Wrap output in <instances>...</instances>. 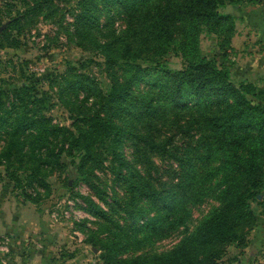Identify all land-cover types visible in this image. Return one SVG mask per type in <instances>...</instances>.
Returning a JSON list of instances; mask_svg holds the SVG:
<instances>
[{"label":"rangeland","instance_id":"rangeland-1","mask_svg":"<svg viewBox=\"0 0 264 264\" xmlns=\"http://www.w3.org/2000/svg\"><path fill=\"white\" fill-rule=\"evenodd\" d=\"M82 1L0 0V27L7 24L0 32V115L13 109L16 118L25 104L38 109L46 128L61 130L42 137L37 127L18 135L13 128L0 129V155L11 147L15 153L11 162L2 163L14 170L17 179L8 177L6 167L0 166V197L4 193V197L26 201L29 196L45 215H51L60 202L68 209L70 201L69 218H59L58 223L64 224L63 240L72 238L69 244H54L60 259L70 261L67 264H264V184L257 200L249 201L257 223L243 227L242 246L195 240L200 225L224 205L221 192L229 183L220 182L221 174L211 179V189L201 201L187 203L183 209L176 206L164 217L166 210L148 198H138L149 185L162 192L176 188L179 157L203 149V140L206 145L210 140L185 118L177 126L170 124L171 110L157 111L149 120L143 109V104L151 103L150 87L146 80L132 77L138 68L144 75L145 70L154 72L157 65L133 62L137 47L128 45L133 43L131 38L121 37L131 25L139 26L145 11L159 0L145 5L137 19L118 4L100 7L98 21L84 25L80 35L76 19L83 12ZM261 4L262 0L258 4L226 2L217 12L229 16L228 23L215 30L207 23L200 26L201 54L228 69L237 88L243 84L264 87L252 69L254 59L249 61L253 51L242 47L236 53L232 46L237 33L245 30L247 18L258 16L255 8ZM97 44L115 52L113 67L107 66V53ZM169 52L157 58L158 63L182 69V57ZM129 78L134 83L128 109L108 116L106 100L112 86ZM23 87L16 101L13 92ZM248 98L256 105L259 102ZM96 114L123 127L127 133L121 144L114 145L111 134L96 131ZM14 135L20 142L13 143ZM154 144L163 146L159 150ZM61 147L64 151L57 155ZM193 169L202 175L209 166L194 162ZM241 188L239 184L236 190ZM156 216L161 221L155 225ZM51 255L50 260L58 259L54 252Z\"/></svg>","mask_w":264,"mask_h":264},{"label":"trees","instance_id":"trees-1","mask_svg":"<svg viewBox=\"0 0 264 264\" xmlns=\"http://www.w3.org/2000/svg\"><path fill=\"white\" fill-rule=\"evenodd\" d=\"M242 1L258 4L261 0H159L145 11L139 26L131 25L121 37L122 40L131 38L133 43L128 42V45L134 44L137 47V59L133 62L146 60L157 65L154 72L145 70L144 75L140 74L138 68L132 77L146 80L150 87L148 96L151 103L143 104L149 120L156 116L157 111L168 109L174 117L172 121L169 120L170 124L177 126L180 118H185L190 127L201 129L204 137L210 140L208 145L203 140V149L198 147L192 154L186 152L179 157L181 172L176 188L162 192L149 185V188L140 190L138 198H148L161 210H166L162 216L164 217L176 206L183 209L187 203L201 201L211 189L208 185L211 179L217 175L221 174L220 182L229 183L221 192L223 207L210 215L196 231L195 240L201 243H237L242 246L245 241L242 236L243 227H252L257 223L249 201L257 200L264 184V87L256 89L252 84H243L237 88L228 69L219 65L216 59L202 55L199 50L200 26L207 23L215 30L219 24L228 23L230 17L219 14L217 10L226 2ZM150 2L151 0H83V12L76 19V29L83 35L84 25H95V21L99 19L97 11L107 4H118L132 19H137L140 10L143 11V7ZM233 33L231 29L230 34ZM97 48H104L107 66L113 67L116 63V58L112 57L115 52L108 45L97 44ZM170 50L184 60L182 69L171 70L167 65L158 63L157 58H162ZM132 78L123 83L116 82L112 86L106 100L108 116L128 109L126 104L132 96ZM21 90L25 91V88L13 92L16 101L19 100ZM248 96L255 97L260 103L254 104ZM21 105V112L16 118L13 109L0 115V129L13 128L18 135L23 130L37 127L43 133L42 137L48 136L49 131L54 134L61 132L57 128H46L43 118L36 112L37 108L29 109L28 105ZM1 107L2 105L0 110ZM11 107H16L15 102ZM95 117L96 131L111 134L113 144H121L127 133L123 127L109 118H102L100 114ZM12 137L13 143L20 142L18 136ZM74 141L70 142L71 145ZM162 146L154 144L153 147L161 150ZM11 148L0 155V166L6 167L2 162H8L6 159L11 162L15 157ZM62 150L64 148L61 147L57 155ZM216 160L219 162L213 167L211 164ZM194 162H198L201 167L209 166V170L202 175L196 173L193 169ZM11 171L7 166L8 177L16 181L14 170ZM239 184H242V188L236 190ZM27 199L32 198L27 196ZM160 221L161 217L156 216L153 224H159ZM180 250L187 254L185 247H180ZM122 264L136 263L129 261Z\"/></svg>","mask_w":264,"mask_h":264},{"label":"crops","instance_id":"crops-1","mask_svg":"<svg viewBox=\"0 0 264 264\" xmlns=\"http://www.w3.org/2000/svg\"><path fill=\"white\" fill-rule=\"evenodd\" d=\"M258 16L247 18L245 30L237 33L232 46L238 49L250 48L253 55V70L264 86V0L255 8ZM253 11V10H252ZM255 12V13H256ZM242 41V42H241ZM252 48H255L252 50ZM248 51V50H247ZM244 55H247L246 53ZM245 59H247L245 57ZM248 60V59H247ZM63 223L54 222L51 215L43 214L33 200L0 197V264H67L60 259L55 243L69 244L63 240ZM60 237V238H59ZM72 238V237H71ZM70 238V239H71ZM51 252H54L52 259Z\"/></svg>","mask_w":264,"mask_h":264},{"label":"built area","instance_id":"built-area-1","mask_svg":"<svg viewBox=\"0 0 264 264\" xmlns=\"http://www.w3.org/2000/svg\"><path fill=\"white\" fill-rule=\"evenodd\" d=\"M69 205L70 206L67 209V208H64L63 202L56 204L53 208L52 213H51L52 220L54 222H60L59 218H66V219L69 218V215H70L69 209L72 208V206H71L72 203L70 201H69Z\"/></svg>","mask_w":264,"mask_h":264},{"label":"water","instance_id":"water-1","mask_svg":"<svg viewBox=\"0 0 264 264\" xmlns=\"http://www.w3.org/2000/svg\"><path fill=\"white\" fill-rule=\"evenodd\" d=\"M7 27V24L3 25L2 27H0V32L5 29Z\"/></svg>","mask_w":264,"mask_h":264}]
</instances>
